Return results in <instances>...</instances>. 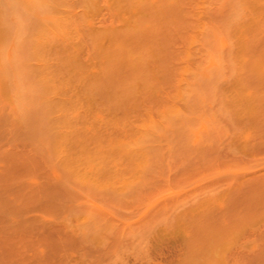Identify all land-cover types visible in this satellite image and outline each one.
Listing matches in <instances>:
<instances>
[{"label":"rangeland","instance_id":"obj_1","mask_svg":"<svg viewBox=\"0 0 264 264\" xmlns=\"http://www.w3.org/2000/svg\"><path fill=\"white\" fill-rule=\"evenodd\" d=\"M0 264H264V0H0Z\"/></svg>","mask_w":264,"mask_h":264}]
</instances>
